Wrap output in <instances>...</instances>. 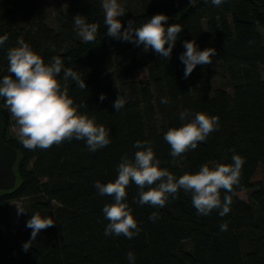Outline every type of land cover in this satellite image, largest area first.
Masks as SVG:
<instances>
[{
  "label": "trees",
  "instance_id": "trees-1",
  "mask_svg": "<svg viewBox=\"0 0 264 264\" xmlns=\"http://www.w3.org/2000/svg\"><path fill=\"white\" fill-rule=\"evenodd\" d=\"M55 1L54 28L47 23L42 0H0V31L8 37L0 46V76L9 74L8 49L21 40L46 63L60 57L80 78L65 81L62 71V88L81 114L110 129L111 143L95 152L76 139L29 150L6 127L4 140L17 150L16 184L0 190V264H128L129 251L136 264H264V184L252 183L264 165V0H225L219 7L205 0H121L125 26L131 20L134 28L140 27L163 13L167 23L183 27L170 58L108 36L102 0ZM77 15L99 25L93 41L77 35ZM185 40L216 49L212 63L197 65L187 78L179 60ZM141 67L148 77L136 80L134 72ZM216 75L222 83L212 87ZM118 96L126 104L116 112ZM163 97L169 103H161ZM186 109L218 116L220 127L184 158H174L164 133L184 123L179 114ZM0 111L8 125L2 98ZM136 141H147L160 167L177 177L197 172L205 163H232L233 154L243 157L239 184L232 192L221 191L222 199L231 198V211L223 217L216 210L198 215L183 190L163 208L141 206L132 183L126 199L141 232L132 239L105 236L108 221L102 209L112 197L98 195L94 183L114 181L121 159L134 157ZM241 190L249 191L248 200L237 195ZM12 200L25 210L18 224L9 221L7 203ZM153 212H159L155 222L149 219ZM33 213L51 216L55 224L41 230L25 251L23 244L31 236L26 221ZM222 223H227L226 231L220 230Z\"/></svg>",
  "mask_w": 264,
  "mask_h": 264
},
{
  "label": "clouds",
  "instance_id": "clouds-1",
  "mask_svg": "<svg viewBox=\"0 0 264 264\" xmlns=\"http://www.w3.org/2000/svg\"><path fill=\"white\" fill-rule=\"evenodd\" d=\"M212 6L219 7L225 0H205ZM104 9V24L107 35L122 41L142 45L145 51L152 50L163 58H170L179 34L183 27L179 24H169V17L163 13L156 14L140 27H133L134 21L129 20L125 26L120 17L126 13L121 0H102ZM74 27L77 35L86 42L96 38L97 23H89L83 15L74 17ZM8 39L0 35V46ZM17 47L8 49V75L0 76V98L4 106L18 125V141L29 150L48 149L59 145L65 140H83L90 152H95L111 143L110 129L98 124L94 118L81 114L78 106L69 97L66 88H62L58 77L63 71V79L79 81L75 71L65 68L60 57H54L51 63H46L29 44L18 41ZM167 45V47H165ZM179 60L184 64V77L187 78L197 65L212 63L216 49L207 47L201 49L195 40H185ZM85 87V82H80ZM103 101L105 95L100 94ZM161 103H169L167 97L161 98ZM126 104L124 97L118 96L113 107L118 112ZM182 122L179 127H171L164 133V140L170 145V155L174 158H184L182 154L196 149L200 142H205L213 131L220 127L219 117L204 112L194 115L190 110L179 114ZM137 148L133 158L127 156L121 159L117 166V177L114 181L102 183L95 181L94 187L100 196L112 197V202L106 204L102 212L108 221L104 229L105 236H124L132 239L139 235L141 227L133 215V209L127 202L126 188L134 183L139 190V205H151L163 208L171 199H175L183 190L190 194L192 206L198 215L208 216L216 210L223 217L231 211V198L227 195L221 198V191L232 192L234 185L240 182L244 158L233 154L232 163H215L209 166L201 165L197 172H185L177 177L167 168L160 167L161 161L147 141H136ZM18 208V214L24 213ZM159 212L150 214L149 219L155 222ZM55 224L51 216H41L33 213L26 221V227L31 229L30 239L23 244L27 251L31 242L43 229ZM228 229L227 223L220 225L221 231ZM128 264H136L134 252L127 253Z\"/></svg>",
  "mask_w": 264,
  "mask_h": 264
},
{
  "label": "rangeland",
  "instance_id": "rangeland-1",
  "mask_svg": "<svg viewBox=\"0 0 264 264\" xmlns=\"http://www.w3.org/2000/svg\"><path fill=\"white\" fill-rule=\"evenodd\" d=\"M42 1H43L44 12H45V17H46L47 23L50 26L55 28L57 26V21H56V5H57V2L55 0H42ZM67 3H68L67 1L60 2V4L62 6H66ZM262 33L264 35V31H262ZM147 77H148V74H147V68L146 67L138 68L134 72V78L136 80H144V79H147ZM221 83H222V81L220 80L218 75H216V77L212 81V87L220 86ZM7 115H8V119H9V124L7 125L8 126V128H7L8 134H9V136L18 139V125L16 124L15 119L11 116L8 109H7ZM252 183H253V186H257L261 183L264 184V165L259 166L256 169V171L252 177ZM248 194H249L248 190H241V191L237 192V195L243 200H248ZM7 205H8V209H9V221H10V223L11 224L20 223L22 220L21 214H18V208H20V206H21L20 201L12 200V201H9L7 203Z\"/></svg>",
  "mask_w": 264,
  "mask_h": 264
},
{
  "label": "water",
  "instance_id": "water-1",
  "mask_svg": "<svg viewBox=\"0 0 264 264\" xmlns=\"http://www.w3.org/2000/svg\"><path fill=\"white\" fill-rule=\"evenodd\" d=\"M0 35H2L0 31ZM7 119L0 111V190H10L16 184L14 164L17 159V150L4 140Z\"/></svg>",
  "mask_w": 264,
  "mask_h": 264
}]
</instances>
